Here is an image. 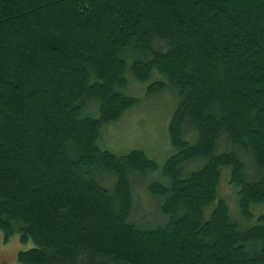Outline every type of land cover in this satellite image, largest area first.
Masks as SVG:
<instances>
[{
    "label": "trees",
    "instance_id": "obj_1",
    "mask_svg": "<svg viewBox=\"0 0 264 264\" xmlns=\"http://www.w3.org/2000/svg\"><path fill=\"white\" fill-rule=\"evenodd\" d=\"M128 69L147 95L177 92L161 168L97 144L138 101ZM222 168L250 220L264 203V0H0V231L32 243L18 263L264 264V216L239 230ZM132 185L156 226L139 224Z\"/></svg>",
    "mask_w": 264,
    "mask_h": 264
},
{
    "label": "rangeland",
    "instance_id": "obj_2",
    "mask_svg": "<svg viewBox=\"0 0 264 264\" xmlns=\"http://www.w3.org/2000/svg\"><path fill=\"white\" fill-rule=\"evenodd\" d=\"M138 57H140L139 53H125L124 55V59L128 65ZM125 78L126 86L122 92L136 97L138 101L117 120L102 126L97 144L101 149L108 150L116 155H124L132 150L143 151L146 156L154 160L158 167L161 168L166 159L176 151L170 143L168 124L178 102L177 92L167 83L165 77L157 74L155 71L152 73L149 83L157 80L167 83L166 88L158 93L147 95V83L136 81L129 69L125 73ZM98 113L97 102L88 100L83 114L97 117ZM222 144L223 142L221 143V148L225 149L226 146ZM242 160L244 162L245 178L248 181L257 180L259 175H256L253 179L248 178L250 177V175L248 176V172L250 171L249 164L244 159ZM227 175L230 176L229 168H222L218 196L225 200L231 220L238 225L241 231L258 224V217L264 216V203L252 204L250 206L252 218L250 220L243 219L238 209L236 187L229 183ZM158 176L159 173L156 172L152 177L147 176L141 183L145 185L147 180L151 181L158 178ZM136 191L138 192V196H135L132 185L134 204L138 200L141 214L146 215L145 217H141V214L140 216L135 215L138 217L139 224L145 223L147 227L156 226V201L148 196L144 187H137ZM207 213L205 212L206 217ZM139 218L141 219L139 220ZM30 247H32V243L22 244L17 234L5 241L3 233L0 231V264H20L17 261L18 252Z\"/></svg>",
    "mask_w": 264,
    "mask_h": 264
}]
</instances>
